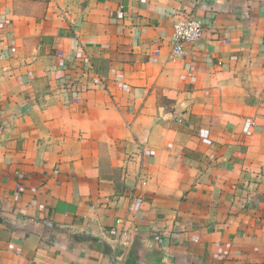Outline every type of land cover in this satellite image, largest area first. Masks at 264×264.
I'll use <instances>...</instances> for the list:
<instances>
[{
    "label": "crops",
    "instance_id": "0c3cea01",
    "mask_svg": "<svg viewBox=\"0 0 264 264\" xmlns=\"http://www.w3.org/2000/svg\"><path fill=\"white\" fill-rule=\"evenodd\" d=\"M179 11L205 30L172 58ZM0 20V264H264V0H0Z\"/></svg>",
    "mask_w": 264,
    "mask_h": 264
},
{
    "label": "built area",
    "instance_id": "2783aa9c",
    "mask_svg": "<svg viewBox=\"0 0 264 264\" xmlns=\"http://www.w3.org/2000/svg\"><path fill=\"white\" fill-rule=\"evenodd\" d=\"M122 16L119 15L118 19ZM172 24V45H171V57L179 58L184 55V47L187 44H193L198 42L203 35L205 26L201 19H199L194 12L179 11L173 15ZM7 33H9V24L6 21L0 20V45L5 47ZM264 116V112H262ZM255 128V121L251 118H247L242 123V133L245 136H251L253 129ZM152 157L150 150L146 147H138V158L140 170L144 169L148 164L149 159ZM139 178H142L139 175Z\"/></svg>",
    "mask_w": 264,
    "mask_h": 264
},
{
    "label": "water",
    "instance_id": "95a60500",
    "mask_svg": "<svg viewBox=\"0 0 264 264\" xmlns=\"http://www.w3.org/2000/svg\"><path fill=\"white\" fill-rule=\"evenodd\" d=\"M126 264H135L133 254H129Z\"/></svg>",
    "mask_w": 264,
    "mask_h": 264
}]
</instances>
